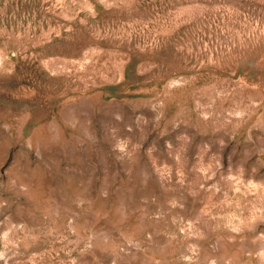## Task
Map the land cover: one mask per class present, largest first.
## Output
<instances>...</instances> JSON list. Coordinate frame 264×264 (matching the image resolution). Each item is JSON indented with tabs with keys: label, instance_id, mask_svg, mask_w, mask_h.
I'll use <instances>...</instances> for the list:
<instances>
[{
	"label": "rangeland",
	"instance_id": "rangeland-1",
	"mask_svg": "<svg viewBox=\"0 0 264 264\" xmlns=\"http://www.w3.org/2000/svg\"><path fill=\"white\" fill-rule=\"evenodd\" d=\"M0 264H264V0H0Z\"/></svg>",
	"mask_w": 264,
	"mask_h": 264
}]
</instances>
